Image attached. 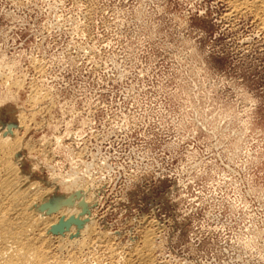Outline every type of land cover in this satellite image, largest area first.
I'll use <instances>...</instances> for the list:
<instances>
[{
	"label": "rangeland",
	"instance_id": "1",
	"mask_svg": "<svg viewBox=\"0 0 264 264\" xmlns=\"http://www.w3.org/2000/svg\"><path fill=\"white\" fill-rule=\"evenodd\" d=\"M223 3L0 0V132L47 216L89 193L82 264H264V36Z\"/></svg>",
	"mask_w": 264,
	"mask_h": 264
},
{
	"label": "bare ground",
	"instance_id": "2",
	"mask_svg": "<svg viewBox=\"0 0 264 264\" xmlns=\"http://www.w3.org/2000/svg\"><path fill=\"white\" fill-rule=\"evenodd\" d=\"M218 1L224 2L227 6L224 19L233 24L240 18H251L252 27L258 30V34L264 36V0ZM24 119L20 120L21 128L25 123ZM15 137L11 138L9 134L0 132V264H82L84 258L83 260L81 258L91 256L92 248L97 243H103V239L95 233L96 228L89 224L88 219L81 216V210L87 209L88 203H91L89 193L84 195L81 202L76 203L77 208H66L58 211L59 215L47 216L45 199L49 188L47 191L41 186L28 184V177L23 174L17 158L25 145L17 135ZM67 219L78 224L88 220V223L80 233L73 227L56 237L55 234L62 230ZM145 235L147 236L143 245L133 251V255H129L128 252L129 256L121 264H157L153 258L154 234L147 232ZM110 258L111 261H116V253H112Z\"/></svg>",
	"mask_w": 264,
	"mask_h": 264
}]
</instances>
